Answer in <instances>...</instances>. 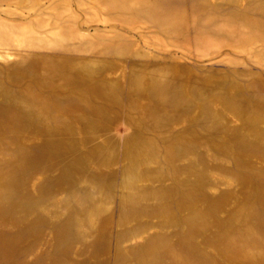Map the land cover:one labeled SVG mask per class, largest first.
I'll use <instances>...</instances> for the list:
<instances>
[{"label": "rangeland", "instance_id": "rangeland-1", "mask_svg": "<svg viewBox=\"0 0 264 264\" xmlns=\"http://www.w3.org/2000/svg\"><path fill=\"white\" fill-rule=\"evenodd\" d=\"M0 264H264V0H0Z\"/></svg>", "mask_w": 264, "mask_h": 264}, {"label": "bare ground", "instance_id": "bare-ground-1", "mask_svg": "<svg viewBox=\"0 0 264 264\" xmlns=\"http://www.w3.org/2000/svg\"><path fill=\"white\" fill-rule=\"evenodd\" d=\"M155 96L157 97V101L164 102V103H168V100H167V97L165 96V94L157 91V93L155 94Z\"/></svg>", "mask_w": 264, "mask_h": 264}]
</instances>
